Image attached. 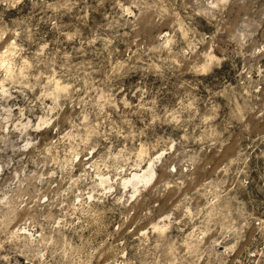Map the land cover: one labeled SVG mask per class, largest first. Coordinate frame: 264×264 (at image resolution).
Instances as JSON below:
<instances>
[{
    "label": "rangeland",
    "instance_id": "rangeland-1",
    "mask_svg": "<svg viewBox=\"0 0 264 264\" xmlns=\"http://www.w3.org/2000/svg\"><path fill=\"white\" fill-rule=\"evenodd\" d=\"M0 264H264V0H0Z\"/></svg>",
    "mask_w": 264,
    "mask_h": 264
},
{
    "label": "bare ground",
    "instance_id": "bare-ground-1",
    "mask_svg": "<svg viewBox=\"0 0 264 264\" xmlns=\"http://www.w3.org/2000/svg\"><path fill=\"white\" fill-rule=\"evenodd\" d=\"M152 162H148V164L145 166V168H142L139 171H132L130 173V176L128 178L122 179V185L123 186H129L133 189V192L136 191V187L140 184H146L149 183L151 180V176L153 175L154 169L152 167ZM98 184L102 185V188H105V190L110 189V182L108 176H103L98 174ZM91 197V196H89ZM88 197V198H89Z\"/></svg>",
    "mask_w": 264,
    "mask_h": 264
},
{
    "label": "built area",
    "instance_id": "built-area-1",
    "mask_svg": "<svg viewBox=\"0 0 264 264\" xmlns=\"http://www.w3.org/2000/svg\"><path fill=\"white\" fill-rule=\"evenodd\" d=\"M255 221H256L255 223H258V221H259V220H258V221H257V220H255Z\"/></svg>",
    "mask_w": 264,
    "mask_h": 264
}]
</instances>
